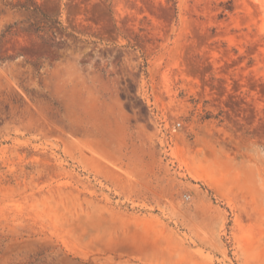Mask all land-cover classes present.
<instances>
[{
  "label": "rangeland",
  "instance_id": "1",
  "mask_svg": "<svg viewBox=\"0 0 264 264\" xmlns=\"http://www.w3.org/2000/svg\"><path fill=\"white\" fill-rule=\"evenodd\" d=\"M0 264H264V0H0Z\"/></svg>",
  "mask_w": 264,
  "mask_h": 264
},
{
  "label": "built area",
  "instance_id": "2",
  "mask_svg": "<svg viewBox=\"0 0 264 264\" xmlns=\"http://www.w3.org/2000/svg\"><path fill=\"white\" fill-rule=\"evenodd\" d=\"M152 123L154 124L155 128L158 131V135L161 137H166L163 139V142H160L161 148L166 155H170L173 157V152L175 148V143L173 139V130L171 125L169 124V120L165 116H154ZM182 122H178L177 126L180 127ZM185 197L188 199L190 198L189 194H185Z\"/></svg>",
  "mask_w": 264,
  "mask_h": 264
},
{
  "label": "trees",
  "instance_id": "3",
  "mask_svg": "<svg viewBox=\"0 0 264 264\" xmlns=\"http://www.w3.org/2000/svg\"><path fill=\"white\" fill-rule=\"evenodd\" d=\"M226 9H231V8H230L229 6H226L225 10H226ZM225 10H223V11L221 12V14H220L221 16H223V15H224V13H225Z\"/></svg>",
  "mask_w": 264,
  "mask_h": 264
}]
</instances>
